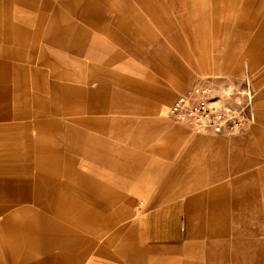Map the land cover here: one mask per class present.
Here are the masks:
<instances>
[{"label": "crops", "instance_id": "1", "mask_svg": "<svg viewBox=\"0 0 264 264\" xmlns=\"http://www.w3.org/2000/svg\"><path fill=\"white\" fill-rule=\"evenodd\" d=\"M57 1L59 6L51 0H0V139H19L23 135L11 129L32 125L35 132L44 134L43 139L39 140L41 146L31 143L24 155L31 157L32 152L40 151L52 160L44 165L37 164L38 158L36 164L29 159L31 165L22 167V156H16L8 164L5 156L17 154L13 151L16 141L9 152L0 146V264H134L143 259L145 247L155 239L157 247L148 250L175 263L264 264V195H255L247 187V173L234 175L231 171L211 177L210 183L202 185L204 190L194 193L191 185L197 169L191 162L195 149L191 144L166 166L161 184L146 201L153 210L144 211L131 223L125 221L132 216L137 197L134 189L124 184L113 187L112 177L100 168L136 163L115 160L111 155H125V148L115 147L99 133L107 131L127 142H141L147 136H135L128 130L166 122L163 118L149 123L101 115L112 107L100 104V67L95 61L103 46L88 30L97 33L104 27L144 26L147 20L156 24L159 2ZM168 4L179 13L185 28V38L182 31L169 33L168 38L195 45L200 40L198 32L183 20L188 6L180 0H168ZM236 5L234 19L223 21L231 28L241 27L242 32L233 36L263 37L264 0H238ZM110 35L154 68L169 66L149 58L158 52L152 45L157 40L155 33L127 29L123 36L116 30ZM130 37L133 43L128 44L125 39ZM29 38L33 40L29 49L10 45H25ZM144 46L150 56L141 49ZM229 58L232 55L223 52L216 65L226 67ZM184 84L185 79L174 85L180 88ZM113 94L111 91L110 103ZM168 94L167 89L156 91V101L149 106L153 112L163 111ZM127 105L122 108L126 110ZM263 166L254 171V177L261 172L260 180ZM262 180L264 183V177ZM179 188L187 192L181 191L186 201L183 214L180 209L185 203L171 201ZM201 198L208 200L204 211L195 205ZM19 209L23 210L17 215Z\"/></svg>", "mask_w": 264, "mask_h": 264}, {"label": "rangeland", "instance_id": "2", "mask_svg": "<svg viewBox=\"0 0 264 264\" xmlns=\"http://www.w3.org/2000/svg\"><path fill=\"white\" fill-rule=\"evenodd\" d=\"M51 1L59 6L57 0ZM118 3H125V0H118ZM146 3L159 4L157 6L160 17L156 24L147 20L144 26L133 24L127 27L119 25L111 28L104 27L97 33L91 27L88 30L91 36L94 33L100 39L103 46L101 47L102 52L95 61L100 67L101 87L99 90L102 99L100 104L106 108L111 105L112 107L111 110L105 109L101 115L116 119H146V121H150L149 123L163 118L166 122V125L163 126L145 124L142 127L134 126L128 130L135 136H147V139L141 142H127L120 137L110 136L107 131L106 134L99 133L100 137L107 139L115 147L125 148V155H118L119 152L111 155L115 157V160L125 161L127 159L129 162L136 163V165L127 167L122 165L123 167L112 169L100 168L106 172V175L112 177L111 185L113 187L124 184L134 189L132 193L137 197L132 208V216L125 221L131 223L144 211L153 210L154 207L146 206L147 199L155 194V189L161 184L166 166L168 167L172 161L180 158L187 144L194 145L195 148L191 155V162L197 169L194 182L191 185L194 193L204 190L205 186L202 185L210 183L208 180L211 177L220 176L222 171L225 174L231 171L234 175L247 173L249 176L246 181L247 187H252L255 195H264L263 174L261 180L258 177L261 172H257L258 176L254 177V171L261 170L259 169L260 165H264V36L254 39L234 37L235 32H242L240 31L241 27L231 28L232 26L225 25L223 21L232 20L238 14L236 5L238 0H192V6H189L190 0H180L181 5L188 6V13L183 20L189 22V28L198 32L197 37L200 40L195 45H192L190 41L186 43L184 41L174 42L173 39L168 38L169 33L178 34L182 31L181 34L184 37L185 32V28L180 22L179 13L170 7L168 0H134L135 5ZM233 5L236 6L233 7ZM135 13L140 15L137 9ZM257 26L260 27L261 24H257ZM127 29L155 33L157 40L152 45L158 52L150 56L146 45L141 49L147 56H150L149 58L152 57L156 62L160 61L169 66L165 70L154 68L147 61L129 51L125 47V43H121L110 35L111 30H116L123 36ZM125 41L128 44L133 43L131 37ZM32 42V38H29L25 45L15 43H10V45L29 49L33 46ZM162 44L165 46L164 48L161 46ZM223 52L232 55L226 67L216 65V59ZM24 56L29 55L26 53ZM183 79H185V84L176 88L174 84ZM202 84H209L218 89L219 93L231 96L236 101H245V88L248 85L251 90L253 112V121L245 127L248 129L226 134L198 133L189 126L174 121L169 115V106L175 95L186 88ZM159 89H167L169 94L165 98L163 111L157 114L149 106L156 101L155 93ZM111 91L114 94L110 103ZM126 98L131 101H128L129 103L122 101ZM136 101H142L143 105H148L149 108L143 107L141 103L137 104ZM135 102L136 104H133ZM10 104L18 105V103ZM123 104H128L126 110L122 108ZM25 120L28 122L30 119L25 118ZM121 129L125 132L123 127ZM11 130L15 134L20 133L23 136H18L19 139H0V146H5L6 152L13 149V143L16 141L13 151H16L17 154L8 155L7 153L6 163L9 164L16 156H22V167H29L31 164H36L37 161V164L44 165L52 162L49 156L46 157L40 151H38L39 153L32 152L34 156L31 157L24 155L31 147V143L36 142L41 146L42 141L39 140L43 139L44 134L35 132L32 125H15ZM205 143H209V147ZM240 161H243L245 165H242ZM236 167H239L240 171L236 172ZM242 167L244 168L241 170ZM122 169L124 171H121ZM185 183L183 182L184 185ZM177 191L178 195L176 194L171 201L180 200L181 203H185L180 209V213L183 214L186 201L184 200L185 194H182L181 191L187 192L180 188ZM195 202L198 211H204L208 206L206 198ZM22 210H17L16 214L20 215ZM157 243L156 239L150 242V247H145L146 253L143 259L134 260V264H181L179 261L175 263L173 259L158 258L157 253L148 250L157 247ZM122 263L125 262L122 260ZM185 263L189 262H182V264Z\"/></svg>", "mask_w": 264, "mask_h": 264}, {"label": "built area", "instance_id": "3", "mask_svg": "<svg viewBox=\"0 0 264 264\" xmlns=\"http://www.w3.org/2000/svg\"><path fill=\"white\" fill-rule=\"evenodd\" d=\"M245 93V101H236L209 84L195 85L175 95L169 115L198 133L240 131L253 121L248 85Z\"/></svg>", "mask_w": 264, "mask_h": 264}]
</instances>
